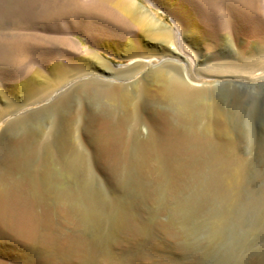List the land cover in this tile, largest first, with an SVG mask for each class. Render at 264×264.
Wrapping results in <instances>:
<instances>
[{
	"label": "bare ground",
	"instance_id": "obj_1",
	"mask_svg": "<svg viewBox=\"0 0 264 264\" xmlns=\"http://www.w3.org/2000/svg\"><path fill=\"white\" fill-rule=\"evenodd\" d=\"M92 1L127 23L129 36L115 26L64 20L65 34L82 31L96 50L80 45L84 56L62 51V61L55 63V51L46 43L48 48L36 51L42 83L37 77L21 83L12 78L0 82L10 81L0 88V118L43 104L16 115L0 137V264H116L119 259L111 249L123 232L136 226L143 233L151 232L134 203L116 194L109 200L101 188L94 187L92 158L96 165L102 161L107 168L126 171L125 179L139 188L149 169L155 170L162 189L166 180V186L173 189L172 175H178L185 179L184 189L198 190L205 178L219 195L228 189L235 193L243 177L244 162L229 135V120L237 110L216 104L207 89L192 82L188 70L196 68L200 77L215 78L204 75L200 66L207 48L223 38L251 52L248 72L259 75L264 55L260 42L249 40L247 27H234L251 26L243 17L246 10L241 14L226 6L217 15L205 0H148L169 11L175 24L171 27L139 0ZM100 51L143 63L117 71ZM215 60L221 66L216 65V70L228 67L222 57ZM153 61L167 64L156 65L144 78L130 82ZM215 64L207 68L212 71ZM70 84L69 90L53 97ZM53 163L79 183L77 190L55 189L58 180ZM76 200L82 203L76 206ZM196 205L190 201L178 207L192 216ZM108 218L112 223L105 239ZM79 227L101 247L103 239L108 240L105 252L88 254L83 238L76 234Z\"/></svg>",
	"mask_w": 264,
	"mask_h": 264
},
{
	"label": "rangeland",
	"instance_id": "obj_2",
	"mask_svg": "<svg viewBox=\"0 0 264 264\" xmlns=\"http://www.w3.org/2000/svg\"><path fill=\"white\" fill-rule=\"evenodd\" d=\"M139 1L155 13L161 23L175 26L172 21L173 16L166 8L153 5L148 0ZM205 1L207 6L209 4V9L215 7L214 11L217 15L224 13L221 9L226 6L233 11L243 10L240 11L241 14L246 10L243 17L247 18V22H251H249L251 26L234 27L237 29L247 27L249 31L247 35L251 36L249 40L260 42V48L264 53V0ZM117 17L119 16L110 8L95 4L92 0H0V82L12 78L11 81L21 83L37 77L36 79L42 83L43 77L39 75L36 60L39 54L36 51L46 45L55 51L53 52L55 63L62 61L59 57L62 51L84 56L79 50L80 45L85 50L86 48L96 50L93 44H89L82 31L73 35L65 34L64 20L75 22L84 19L97 26H115L129 36L130 28L126 27L129 25ZM222 35L225 36V33ZM100 53L117 71L134 67L139 62L143 63L140 59H128L123 55H109L103 51ZM250 53L241 50L234 40L229 42L221 38L218 39L217 45L207 48V57L200 66L204 75L215 78L200 77L195 72L196 68L188 70L192 74V82L197 87L207 89L216 104L222 105L224 109L237 110L233 119L229 120L231 131L229 135L238 145L237 155L244 162V174L235 193L232 189H228L219 195L209 186L207 179L202 178L198 183V190L196 188V194L193 188L184 189L185 179L178 175H172L175 180L173 185L177 191L166 186L167 180L163 183L162 189L155 170L149 169L145 180L143 179L144 182L146 181V186L142 179V181L138 180L141 181L140 185H143L140 188L144 189L142 190L144 195L137 185L133 182L130 184L129 180H126L128 176L125 174L126 171L107 168L102 161L99 162L101 165H96L98 162L92 158L94 165L92 172L97 182L94 187L101 188L109 200L115 194L123 195L126 202L135 204L140 219L151 228V232L147 234L136 226L119 236L117 244L111 249L113 256L119 259L116 264H264V55L260 58L259 75L253 77L248 72L252 59ZM217 57H222L228 63V67L222 66L226 72L224 68L223 72L220 71L223 70L222 68L215 69L216 65L221 67L215 60ZM164 64L167 62L160 64L153 61L145 65L140 74L130 82L144 78L155 69L156 65L158 68ZM212 64H215V67L213 65L210 71L207 67ZM182 66L185 64L182 63ZM174 68L181 70L179 66ZM9 83L10 81L0 83V88H4V85ZM70 87L71 84L54 93L53 97L56 98ZM42 106L43 104L33 105L14 116L0 118V137L4 134L7 123L16 115L33 112ZM143 135H147L144 130ZM53 164L52 170L58 180L55 189L64 191L68 189L71 193L77 190L79 183ZM137 179L135 177V180ZM199 190L202 191L200 194H198ZM145 198L147 199L144 200ZM190 201L197 204L192 216L178 207L180 203ZM74 203L79 206L82 202L76 200ZM163 203L164 208H162ZM154 212L158 214L154 216ZM111 223V219H106L103 228L105 239ZM84 230L79 227L76 234L83 238L86 252L92 256L104 253L109 246L108 240L103 239L101 247L95 243L92 235ZM136 259H138L137 263H135Z\"/></svg>",
	"mask_w": 264,
	"mask_h": 264
}]
</instances>
